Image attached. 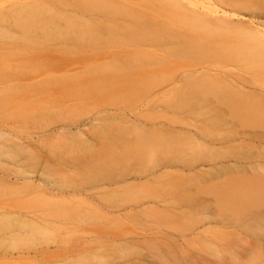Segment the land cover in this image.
<instances>
[{
    "label": "rangeland",
    "instance_id": "rangeland-1",
    "mask_svg": "<svg viewBox=\"0 0 264 264\" xmlns=\"http://www.w3.org/2000/svg\"><path fill=\"white\" fill-rule=\"evenodd\" d=\"M6 1L8 0H1L0 3L5 4ZM9 1L13 3L6 4V7L14 5L15 1L20 3L17 0ZM25 1L31 4L32 0ZM96 1L103 4H97L102 8H97L95 4L90 6L92 9L96 7L95 14H98L97 9L107 11L113 8L115 13L118 12L117 17L121 11L124 22L111 16L120 23L113 28V22L107 18L113 25L108 24V31L103 30L105 27L95 28L90 25L70 29V34L75 29L77 36L88 31L89 35L86 34L88 36L83 42L82 36L68 39L67 36L61 38L59 34L61 39L53 36L54 39L48 31L53 32L57 28L51 31L48 28L47 33L43 32V36L38 37L34 33V36L27 37V30L24 34L26 33L28 41L23 37L24 34V39L21 38L23 32L20 36L14 33L8 36V32L3 33L8 26L1 28L3 36L0 33V50L3 48L7 52L9 49L11 52L9 51L10 55L1 53L7 56L0 58V65L5 63V67H9V64L15 66H10L8 73L2 70L3 73H0V131L3 132H0V264H264V151L250 144L248 136L254 132L264 134V130L255 127L259 123L253 121L254 126L251 118L246 119L252 107L249 109L245 98L241 99L243 96H239L232 86L233 82L236 83V76L253 79L260 86L264 84V0H181L179 6L170 1L166 3V0ZM117 1L128 8H120ZM91 2L94 3L95 0ZM110 2L116 3L119 8H114L115 4ZM3 3L0 9L5 7ZM107 3L108 8H105ZM130 6L139 9L141 23L138 22L141 19L138 17L137 21L136 18L133 20L135 23L131 20L132 14H128ZM87 7L89 10V6ZM143 8L148 9L145 12ZM185 8L190 11L185 13ZM92 9L90 12L94 15ZM101 12L110 16L107 12L111 11ZM103 18L106 19L104 16ZM155 21L158 25H155ZM122 22L128 23L127 27L130 26L126 33ZM142 24L146 28H142ZM177 25L180 26L179 29ZM131 27L139 29L132 30ZM78 28L83 31L79 32ZM97 28L102 31L99 33ZM109 28H117L119 32L122 31L120 28L123 29L120 33H123L122 36L118 35L119 32L116 33V29H112L110 33ZM141 28V32L148 28L149 31L156 32L152 31L154 35L159 34L153 37L147 35L151 32L143 31V38ZM9 30L10 28L7 31ZM103 33L104 36H101ZM106 34L108 37L112 34L111 41ZM91 36L92 39H99L98 42L102 40L95 43L97 41L89 40ZM112 39H118L115 45L118 47L122 44L121 48H112ZM3 40L7 45L9 42V45L16 44L10 49ZM53 40L57 45L61 43V46L63 42L69 41L70 45L73 43V51L67 47L68 43L62 46L64 52L60 49L69 54L75 53L82 44L81 47L84 48L80 50L83 49L84 53L78 50L76 54L82 53L84 58L82 54L81 57H75V54L72 57L68 52V56L62 54L59 45L57 53L50 54L57 50L56 44L54 43L55 47L52 45ZM18 41L23 46L27 44L23 47L25 50L28 48L27 52L32 50L29 57L23 48L20 51L21 44ZM108 41L112 46L107 45L108 48L103 49L100 44ZM90 42L94 43V48L99 53L93 50ZM87 43L91 44L94 52L90 48L86 49ZM29 44L34 50L43 45L56 50L47 46L52 51L45 49L44 52L50 53L37 56L32 47L29 48ZM110 46L116 52L119 51V58L115 51L110 50ZM14 49L18 52L15 53ZM85 49L89 53H85ZM121 49L127 50V55L121 53ZM90 51L97 57H91ZM101 51L105 55H100ZM131 51H136L138 57L134 52L130 54ZM107 53L112 56L116 54L114 60L117 61H112L111 55L107 57ZM17 54H25V61L22 56L18 58ZM55 55L61 58L58 59ZM123 55H135L131 58H136V62L128 58L129 64L125 63L132 67L131 75L130 68L126 72L128 66H121L126 62L125 59L122 60ZM85 57L87 60H84ZM120 57L121 63L118 62ZM143 57L144 60H141ZM99 59H107L114 64L108 66L107 60L100 62ZM138 59L141 61L137 64ZM150 59L155 60L149 61ZM7 63L9 64L6 66ZM91 64H100V70L97 66V69H92ZM113 65L119 66L120 70ZM86 66L91 67L95 73L97 70L99 72L95 74L87 70L89 75H93L87 76L86 73V77L83 74L79 77L81 79H77L78 74L82 75L81 70L88 68ZM202 66L215 72L210 76H190L181 81L178 87H171L170 83L179 80L185 71ZM105 69L108 73H104ZM67 72H71L69 75L73 76L64 79ZM48 80L54 81L46 85ZM259 81L263 83L260 84ZM24 82H28V85L44 82L45 85L41 83L37 88L32 86L31 90H27L28 86L25 91L15 89L20 86L14 88V84L23 83V88L20 89H24ZM7 85H13L11 89L15 90L11 91L8 87L7 90L5 88L7 92H1ZM235 101L240 104L233 109L232 103ZM63 108L67 111L64 109V112ZM254 108L256 114L264 112V101L256 102ZM246 110L248 113H245ZM234 111L238 112L237 115L235 112L237 117L233 116ZM112 113H118L119 116L109 119L108 116L113 115ZM101 118L104 122L100 123ZM130 121H134L132 124L135 125ZM248 121L249 124L251 122L250 125L247 124ZM90 123L93 126L87 128L88 134L83 136L86 138L85 141L83 139L84 142L81 135L68 134V131L75 130V125L90 126ZM63 124L67 126L64 125L63 128ZM161 125L164 129H160ZM251 125L254 126L253 129H250ZM140 126L150 129L149 133ZM51 128L53 132L49 131ZM173 129L191 131L197 135L198 141L183 134L175 135L171 132ZM59 130L60 133L63 132L57 141L56 136L60 137ZM102 132L105 134L102 135ZM47 134L50 139L45 137ZM68 135L73 139H68ZM52 138L54 141H50ZM15 141H20L23 145ZM204 143L208 146L205 147ZM21 147L26 150L23 151ZM211 163H225L230 168L212 174ZM165 165L170 170L158 174ZM189 165L191 168L204 166L198 167L205 169L202 171L204 176L196 177L193 174L186 177L179 169ZM12 172L18 176H13ZM150 173L156 175L149 183L110 186L132 177L143 178ZM23 175H27L29 179L37 177L40 184L36 185L38 188L35 184L30 186L31 182ZM34 186L37 188L36 192ZM61 192L66 195L62 196ZM84 193L86 196L92 194L94 198L88 199ZM3 230H6L5 237V234H1Z\"/></svg>",
    "mask_w": 264,
    "mask_h": 264
},
{
    "label": "bare ground",
    "instance_id": "bare-ground-1",
    "mask_svg": "<svg viewBox=\"0 0 264 264\" xmlns=\"http://www.w3.org/2000/svg\"><path fill=\"white\" fill-rule=\"evenodd\" d=\"M0 1H1V0H0ZM14 1H15V0H14ZM24 1H25V0H23V2H21V0H20V1L17 0V2H20L19 4L16 3V1H15V2H14L15 4H14V5L12 4L13 6H12V5H7L8 7H6V4H8V3L11 4V2L13 3V1H9V0H8V1H6L7 3H5V4H4L3 2L0 3V5H2V3H3V6H5V7H3L2 9H0V23H1V24H0V26H1V27H0V33H1V31H2L1 28H2V26L4 27V25H5V27L2 28V29H5V28L8 26L7 29H6V32H3L4 34L8 32V33H9L8 36H10V33H11L12 35H13V33H14V34H18V35L20 36V33L23 32V33H21V38H22V35L24 34V32H26L27 30L29 31L28 33L26 32V33H27V37H28L29 35H30V37H31V35H33V33H34L35 35H37V37H38V35H42V36H43V32L47 33L46 30L48 31V28H49L50 31H51V29L54 30V28H55V29L57 28V30H54L53 32L51 31L52 33L49 32V31H48V33H49V34H52V37H53V36H57V39H58V38H59V39L63 38L62 36H64V37L67 36V38L70 37L71 39H73V38L75 39V38H78V37L80 38L81 36L83 37V35H84L85 37H83V39H82V37H81V41H82V40L86 39V37H87L89 34H88V31L85 30L86 32H84L83 34L80 33V35L77 36L78 32H76V31L74 32V30L77 28V26H81V25H82L83 27H84V26L86 27V26H89V25H90V26H92V27L95 26V28H96L97 26H98V27L100 26V27H105V29H103V30H107V29H108L107 27H110L109 25H110L112 22H113L112 24H114V26L111 24V25L113 26V28H114L115 26L117 27V26L119 25V23H120L119 21H123V22H124V20L122 19L121 11L118 10V11H120L119 13L121 14V16H120V14H119V17H117V16H116V13H118V12L115 10V11H116V13H115L113 8H110L111 10H110V9H107V11H111L112 13H115L114 15H113V14H110L111 12L108 13V12L106 11V9H105V10L97 9L96 12H98V14L96 13V14H97V15H96V14L94 13V11L96 10V7L98 8V6H99L100 8H102L101 6H102V4H103V2H99V1H98V3H97L96 0H95L94 3L91 2V1H94V0H48V1H47V0H40V1H38V0H32V1H31V4H29L28 1H25V2H24ZM29 1H30V0H29ZM36 1H38V2H36ZM101 1H102V0H101ZM161 1H162V0H161ZM164 1H165V0H164ZM169 1L172 2L174 5H175V4H176V5H178V4L180 5L179 2H180L181 0H166V3H168ZM32 2H33V3H32ZM34 2H35V3H34ZM114 2H115V0H114ZM119 2H120V1H119ZM119 2H118V1L116 2L118 6L120 5ZM22 3H25V4H22ZM100 3H101V4H100ZM110 3H112V2H110ZM116 3H112V4H115V6H114V5H111V7L114 6V8H115V7H116ZM163 3H164V2H163ZM172 3H171V4H172ZM92 4H95V6H96V7L94 6V8H93L94 10L92 9V7H90V6H92ZM97 4H100L101 6H100V5H97ZM173 4H172V5H173ZM15 5H16V7H15ZM17 5H19V6H18L19 8L17 7ZM20 5H21V6H20ZM108 5H109V3L105 4V5H104V6H106L105 8H108ZM179 5H178V6H179ZM9 6H10V7H9ZM87 6H89V8L93 10V11H92V10H91V11L94 13V15L90 12V9L88 10V7H87ZM118 6H117V7H118ZM1 7H2V6H1ZM1 7H0V8H1ZM14 7H15V9L13 10L12 8H14ZM117 7H116V9L119 8V7H118V8H117ZM121 7H122V9H123L124 7H125V9L128 8L127 6H124L123 4L120 5V8H121ZM151 7H152V6H151ZM8 8H9V9H8ZM17 8H18V9H17ZM5 9H6V10H9V11L7 12ZM10 9H11V10H10ZM103 9H104V7H103ZM130 9H133V8H131V6H130L129 11H128V14H129V12L132 14L131 17L129 16V17L131 18V20L133 21V20L136 18L135 21H137V17H138V18H141V19H138V20H139L138 22L141 23L140 20H142V17L139 16V15H140L139 12H138L139 9H138V10H137V9L130 10ZM143 9H145V8H143ZM147 9H148V8L145 9V12H146ZM185 9H186V10H184L185 13L190 11V10L187 9V8H185ZM1 10H2L3 12H2ZM99 10H100V11H99ZM134 10H136V11H134ZM148 10H150V6H149V9H148ZM5 11H6V12H5ZM88 11H89V12H88ZM101 11H105V13L107 12V14H109L110 16H108V15H106V14H105V15H106V16H105V15L103 14L104 12H101ZM133 11H134V12H133ZM9 12H10V14H9ZM99 12H100V13H99ZM136 12H137L138 15L136 14ZM145 12H144V15L146 14ZM4 13H5L7 16H6ZM85 13H86L87 15H85ZM88 13H89V14H88ZM90 13H91V15H90ZM101 13H102L103 15H102ZM126 13H127V12H126ZM133 13H135V15H137V16H136V17H133V16H135V15H133ZM141 13H142V12H141ZM1 14H2V15H1ZM131 14H130V15H131ZM22 15H23V16H22ZM147 15H148V11H147ZM147 15H146V16H147ZM4 16H5V18H4ZM103 16H104L106 19H104ZM107 16H108V17H107ZM111 16H114V18L117 17V18L122 19V20H119L118 22H116V21L114 20V18H111ZM132 17H133V18H132ZM2 18H3V19H2ZM102 18H103L104 20H102ZM107 18H109V20L111 19V23H110V21H109ZM112 19H113V20H112ZM115 19H116V18H115ZM117 20H118V19H117ZM131 20H130V23H131ZM5 21H6V22H5ZM104 21H106V22L108 21L109 23H106V22H105V24H102V23H104ZM114 21H115V23H114ZM123 22H122L121 24L124 25V27H125L124 32L126 33V32H128L127 28H130V26L127 27V24H128V23H126L127 21L125 22L126 25H125V23H123ZM133 22H134V21H133ZM133 22H132V24H133ZM138 22H136L137 25H139ZM155 22H156L155 25H158V24H157V21H155ZM3 23H5V24H3ZM90 23H91V24H90ZM116 23H117V24H116ZM130 23H129V24H130ZM134 23H135V22H134ZM158 23H159V21H158ZM15 24H16V25H15ZM19 24L22 25V26H20ZM101 24H102L103 26H102ZM106 24H107V25L109 24V25H108V26H105ZM23 25L26 26V27H24ZM29 25H30V27H29ZM33 25L36 26L35 28H36L37 30H35V28L33 27ZM134 25H135V24H134ZM11 26L14 27V28H16V30L19 29L18 32L15 33L16 30H15L14 28H12ZM15 26H16V27H15ZM82 26H81V27H82ZM121 26H122V25H120V27H121ZM142 26H143L142 28H146V26H144L143 24H142ZM17 27H18V28H17ZM31 27H32V28H31ZM38 27H41V29H39ZM45 27H46L47 29H44ZM50 27H53V28H50ZM61 27H65V28H61ZM66 27H67V28L70 27V28L66 29ZM124 27H123V28H124ZM137 27H138V26H137ZM139 27H140V25H139ZM176 27H177V29H179L180 26L177 25ZM176 27H174L175 30H176ZM9 28H10V30H11L12 32H9L10 30L7 31ZM29 28H31V30L34 28V29H33L34 32H32ZM60 28H61L62 30L65 29V31H62ZM73 28H75V29L73 30V32L71 31V34H72V35H71L69 31H70V29H73ZM90 28H91V27H90ZM90 28H89V29H90ZM113 28H111V29L109 28V29H110V30H109L110 33H111V30H112ZM131 28H132V30L134 29L133 27H131ZM142 28L140 29V32H141ZM12 29H13V30H12ZM20 29H21V31H20ZM38 29H39V30H38ZM42 29H44V30L42 31ZM82 29H83V28H82ZM97 29L99 30V33L102 31V30L100 31L101 28H100V29L97 28ZM115 29H116V30H115ZM115 29H113V30H115L116 33L119 32V31H117V28H115ZM138 29H139V28H138ZM138 29H134V30H138ZM149 29H150V28H149ZM14 30H15V31H14ZM23 30H24V31H23ZM58 30H59V32H58ZM66 30H67L68 32H67ZM77 30H79V28H78ZM119 30H120V31L122 30L121 32H123V29L120 28ZM180 30H181V29H180ZM13 31H14V32H13ZM19 31H20V32H19ZM40 31H41V34H38ZM56 31H57V32H56ZM82 31H83V30H82ZM82 31L79 30V32H82ZM107 31H108V30H107ZM143 31H145V30H143ZM143 31H142V32H143ZM148 31H149V30H148V28H147V31H145V33L148 32ZM152 31H153V30H150L149 32H151V34H150V33H147V35H151V36H153V37H154V36L156 37V35L159 34V33H157V34L154 35V34L152 33ZM176 31H177V30H176ZM176 31H175V32H176ZM62 32H63V33H62ZM65 32L67 33V35H66ZM90 32H91V30H90ZM93 32H94V31H93ZM96 32H97V31H96ZM104 32H105V31H104ZM121 32H119V34H118V33H117V34L122 36L123 33L120 34ZM142 32H141V33H142ZM153 32H154V31H153ZM177 32H179V30H178ZM26 33L23 35V37H25V40L28 39V38L26 39ZM36 33H37V34H36ZM68 33H69V34H68ZM76 33H77V34H76ZM91 33H92V32H91ZM91 33H90V34H91ZM105 33H108V32H105ZM110 33H108V35H110ZM125 33H124V34H125ZM154 33H156V32H154ZM49 34H48V36L51 37V35H49ZM53 34H55V35H53ZM57 34H58V35H57ZM59 34L61 35V38L59 37V36H60ZM62 34H63V35H62ZM81 34H82V35H81ZM86 34H88V35H86ZM142 34H143V33H142ZM142 34H140V35H142ZM152 34H153V35H152ZM6 35H7V34H6ZM44 35H45V34H44ZM69 35H70V36H69ZM74 35H76V36H74ZM94 35H95V34H94ZM94 35H93V36H94ZM114 35H115V34H114ZM144 35H145V34L142 35L143 38L145 37ZM1 36H3L2 33H1ZM16 36H17V35H16ZM33 36H34V35H33ZM42 36H41V37H42ZM46 36H47V34H46ZM101 36H104V33H103V35H101ZM111 36H112V34H111ZM111 36L108 37L107 34H106V37H107L108 39H110ZM115 36H116V35H115ZM125 36H126V35H125ZM136 36H137V35H135V37H136ZM138 36H139V34H138ZM151 36H146V37H151ZM11 37H12V36H11ZM95 37H96V36H94V38H95ZM106 37H105V38H106ZM112 37H113V36H112ZM117 37H119V36H117ZM117 37H114V38H117ZM4 38H6V37L4 36ZM4 38H3V39H4ZM8 38H9V37H8ZM14 38H15V35H14ZM14 38H13V39H14ZM53 38H54V37H53ZM65 38H66V37H65ZM70 38H68V39H70ZM97 38H99L98 35H97ZM101 38H103V37H101ZM107 38L105 39L106 41H107ZM151 38H152V37H151ZM10 39H11V38H10ZM22 39H24V38H22ZM35 39H36V37H35ZM35 39H33V40H35ZM42 39H43V37H42ZM48 39H49V38H48ZM51 39H52V38H51ZM54 39H55V38H54ZM68 39H67V40H68ZM90 39L94 42V40H95L96 38H95V39H92V36H91V37L89 38V40H90ZM99 39H100V38H99ZM99 39L95 40V41H97V42H95V43H99V42H101L102 39L98 42ZM155 39H156V38H155ZM6 40H7V39H6ZM11 40H12V39H11ZM20 40H21V39H20ZM33 40H31V41H33ZM36 40H38V38H37ZM44 40H45V39H44ZM63 40H64V39H63ZM67 40H66V41H67ZM89 40H87V42H89ZM112 40H113V47H112V48H116L117 46L115 45V43H116V44L118 43V42H116L118 39H117V40H116V39H112ZM1 41H2V40H1ZM3 41H4V40H3ZM16 41H17V39H16ZM27 41H28V40H27ZM39 41H40V40H39ZM39 41H38L37 43H39ZM42 41H43V40H42ZM46 41H47V38H46ZM46 41H45V43H46ZM56 41H57V40H56ZM59 41H60V40H59ZM71 41H73V40H71ZM71 41H70V42H71ZM77 41H78V40H77ZM110 41H111V39H110ZM110 41L105 42V43L100 44V45H102V48H103V47H107V45H108V46L111 45V44L109 43ZM118 41H119V40H118ZM14 42H15V41H14ZM22 42H23V40H22ZM22 42L20 43V42L18 41V43L21 44V47H19V48H21L20 51L23 50V49L25 50V48H23V47H25V46L27 45V44H24L25 46H23ZM40 42H41V41H40ZM47 42H49V40H48ZM68 42H69V41H68ZM68 42H66V43L63 42V43H62V46L64 47V45H66ZM82 42H83V41H82ZM82 42H81V43H82ZM85 42H86V41H85ZM102 42H104V41H102ZM124 42H125V41H124ZM124 42H123V43H124ZM1 43H2V42H1ZM4 43L6 44L5 41H4ZM7 43H8V42H7ZM9 43H10V42H9ZM9 43H8V45L6 44V46H7V48L10 47V49H12V48H13V45L16 44V43H12V44L9 45ZM27 43H29V42H27ZM54 43H55V41L53 40L52 45L55 47V44H56V43H55V44H54ZM57 43H59V42H57ZM71 43H72V42H71ZM74 43H75V42H74ZM78 43H79V41H78ZM78 43H76V44H78ZM90 43H92V42H90ZM106 43H107V44H106ZM19 44H18V45H19ZM35 44H36V41H35ZM46 44H47V43H46ZM49 44H50V43H49ZM63 44H64V45H63ZM79 44H80V43H79ZM87 44H88V43H87ZM93 44H94V43H92V45H91V44H90V45L93 47V50H94L96 47H95ZM11 45H12V46H11ZM31 45L33 46L32 43H31ZM50 45H51V44H50ZM58 45H59V47H61V48H59ZM58 45L56 44V47H57L56 49H57V50L54 49V50H56V51H54V50L52 49L53 47L51 48V46H48V45L45 46V45H43V47L45 46V47L43 48V47H39V46H41V44H39L38 47H39L40 49L43 48V51L41 50V53H40V52L38 53V51H39L40 49L36 50V48H35V50H34V49H33L34 47H32V46H31V47H32V49L36 52V53L34 52L36 55H37V54H38V55H40V54L42 55V53H45V52H46V51L44 52V50L47 49L48 47H50V48L54 51V52H51L52 50H51L50 48L47 49V50H49V51L51 50V51H50L51 53H50L49 51H47V52H49L50 54L55 53V52L57 53L58 48H59V50L62 49L63 52H64L65 49L62 48L61 43L58 44ZM67 45H68L67 47H69V50H70V49H71V46H73V43H72V45H70L69 43H68ZM69 45H70V46H69ZM84 45H85V44H84ZM84 45H83V46H84ZM90 45L88 44L89 47L87 46L86 49H89V48H90V50H92V48L90 47ZM95 45H96V44H95ZM97 45H98V44H97ZM97 45H96V46H97ZM100 45L98 46L99 49L101 48ZM103 45H104V46H103ZM114 45H115V46H114ZM119 45H120V43H119ZM6 46H3V47L6 48ZM8 46H9V47H8ZM16 46H17V45H16ZM16 46H15V47H16ZM19 46H20V45H19ZM35 46H37V45H35ZM47 46H48V47H47ZM81 46H82V44L80 45V48H79V49H78V47L76 46V47H77L76 49H78L79 51H81L82 53H84V51H82L83 49L80 50L81 48H84V47H81ZM111 46H112V45H111ZM111 46H110V50L115 51V50H117V48H121L122 44H121L120 46H118L115 50H114V49H111ZM27 47H28V46H27ZM31 47H30V44H29V48H30V49H31ZM46 47H47V48H46ZM67 47H65V48H66V51L68 50ZM73 47H75V46H73ZM73 47H72V49H73ZM94 47H95V48H94ZM5 48H4V49H5ZM22 48H23V49H22ZM107 48H108V47H107ZM2 49H3V48H1V50H0V51H1V52H0V55H1L0 58H1L2 56L5 57V56H7V55H10L11 50L8 49V51L6 52V49H5L4 51H3ZM16 49H18V46L16 47ZM72 49H71V50H72ZM86 49H85V53H86V51H88V53H89V50H86ZM103 49H104V48H103ZM27 50H28V48H26L25 51L27 52ZM73 50H74V49H73ZM73 50H72V51H73ZM78 50H75V51H74L75 53H73V54H72L71 52H70V54H69L68 51H67V52H68V54H69L70 56H72V57H73L74 54H75V57H79L82 53H81L80 55L76 54V51H78ZM93 50H92V51H93ZM95 50H97L98 53L100 52L98 49H95ZM100 50H101V49H100ZM107 50H108V49H106V52H108ZM9 51H10V52H9ZM14 51H15V49H14ZM16 51L18 52V50H16ZM16 51H15V53H17ZM31 51H32V50H31ZM31 51H29V52H31ZM120 51H121V53H123V54L125 53L124 55H127V53H128V51H127V50L124 51V49H121ZM122 51H124V52H122ZM4 52H6L7 55H6V54H4V55L1 54V53H4ZM21 52H22V51H21ZM29 52H27L28 54L25 53L26 55H28L27 57H29V55L31 54V53H29ZM47 52H46V53H47ZM60 52H61V50H60ZM63 52H61V53L64 54V55H67V56H68L67 52H65V53H63ZM93 52H94V51H93ZM95 52H96V51H95ZM97 52H96V53H97ZM101 52H102V53H100V55H102V54L105 55V53H103V51H101ZM109 52H111V51H109ZM115 52H116V51H115ZM118 52H119V51L116 52L117 55H118L117 58H119V56H120V55L118 54ZM133 52H134V54L136 53V51H133ZM133 52L131 51V52H129V53H130V54H131V53L133 54ZM15 53H11V54H14L13 56H16ZM32 53H33V52H32ZM49 53H48V54H49ZM78 53H79V52H78ZM90 53H91V51H90ZM98 53H97V54H98ZM112 53H113V52H112ZM121 53H120V54H121ZM25 54H19V55L17 54V57L20 58V56H22L21 58H24L23 56H25ZM35 54H32V55H35ZM50 54H49V55H50ZM58 54L60 55L59 52H58ZM62 54H61V55H62ZM71 54H72V55H71ZM94 54H95V53H94ZM94 54L91 53L90 56L92 57ZM145 54H146V53L143 54L144 57H145ZM36 55H35V56H36ZM38 55H37V56H38ZM44 55H45V54H44ZM49 55L47 56L48 59H50V58H49V57H50ZM64 55H62V56H64ZM76 55H77V56H76ZM84 55H85V54H84ZM88 55H89V54H88ZM88 55H87V57H89V59H90V56H88ZM106 55H108L107 57H109V56L111 55V53H110V55H109L108 53H107ZM124 55H123V56H124ZM135 55L137 56V54H135ZM135 55H134V56H129V57L124 56V57L122 58V60L124 61V59H125L126 62H124L123 65L118 64V62L121 63V57H120V61H119V59H118L117 64H118V65H121V66H124V67H125V66H128V65L125 64V63H128V64H129V59H128V58H130V59L133 61V60H135L136 58L132 59L131 57H135ZM139 55H141V53H140ZM55 56H56V55H55ZM81 56H83V54H82ZM81 56H80V57H81ZM94 56L97 57V55H94ZM98 56H99V54H98ZM113 56H115V57H113ZM113 56L111 55V60L113 59L112 61H117V60H114V59H116V54L113 55ZM121 56H122V54H121ZM25 57H26V56H25ZM31 57H32V56H31ZM39 57H40V56H39ZM51 57H53V55H52ZM56 57H57V58L59 57L58 59L61 58L60 56H56ZM87 57H85L86 59H84V60H87ZM101 57H102V56H101ZM112 57H113V58H112ZM125 57H126V58H125ZM137 57H138V56H137ZM144 57L141 58V60H142V59L144 60ZM32 58H33V57H32ZM32 58H31V59H32ZM37 58H38V57H37ZM69 58H70V57H69ZM83 58H84V56H83ZM93 58H94V57H93ZM98 58H99V57H98ZM2 59H3V57H2ZM27 59H28V58H27ZM31 59H30V60H31ZM52 59H53V58H52ZM54 59H56V58L54 57ZM63 59H65V58H63ZM63 59H62V60H63ZM126 59H127V60H126ZM28 60H29V59H28ZM40 60H42V59H40ZM50 60H51V59H50ZM56 60H57V59H56ZM91 60H93V59H91ZM99 60H100V59H99ZM104 60H107V59H103V61H104ZM111 60H110V61H111ZM141 60H140V61H141ZM151 60H155V59H150L149 61H151ZM24 61H25V58H24ZM32 61H33V60H32ZM34 61H35V60H34ZM37 61H38V60H37ZM97 61H98V59L96 60V62H97ZM103 61H102V59L100 60V62H103ZM127 61H128V62H127ZM132 61H131V62H132ZM136 61H137V60H135V62H136ZM140 61H139V59H138L137 64H138ZM147 61H148V60H147ZM107 62H108V66H110V65L112 66V63L114 64V62H109V60H107L106 63H107ZM135 62H133V64H134ZM21 63H23V60H22ZM104 63H105V62H104ZM106 63H105V64H106ZM110 63H111V64H110ZM4 64H5V63H4ZM4 64H1V65H0V67H1V68H0V73H3L4 71L6 72V71L8 70V68H9L10 66L13 65V64L10 65L9 63H7L6 66L9 64V67H8V66L5 67V66H3ZM91 65H93V64H91ZM98 65H99V66H98ZM98 65H95V66L93 65L92 69H93V68H96V66H97L98 70H100V66H101V65H100V64H98ZM103 65H104V64H103ZM115 65H116V64H115ZM130 65H132V63H131ZM134 65H136V63H135ZM14 66H15V65H14ZM14 66H12V67L14 68ZM89 66H90V65H89ZM113 66H114V65H113ZM4 67L7 68V69H4ZM12 67H11V68H12ZM86 67H88V66H86ZM116 67H118V70H120L119 66H116ZM116 67L114 66V68H116ZM134 67H135V66H134ZM2 68H3V69H2ZM11 68H10V70H11ZM13 68H12V69H13ZM15 68H16V67H15ZM97 68H96V69H97ZM104 68H105V65H104ZM106 68H107V66H106ZM108 68H109V67H108ZM129 68H130V71H129ZM131 68H132V67L128 66V70H126V72L129 71V74H130V75H131V71H132ZM92 69H91V67H88V68H86V69L84 68V69H82V70H81V69H79V70L77 69L78 71L81 70V71L85 72V73L81 72L82 75H81V74H78V75H77V76H78L77 79H78L80 76H83V74H85L84 76L86 77V73L88 72L87 70H89V72H94V70L92 71ZM102 69H103V68H102ZM102 69H101V70H102ZM111 69H113V68H111ZM111 69H110V70H111ZM122 69H123V68H122ZM124 69H125V68H124ZM133 69H134V71H136L135 68H133ZM137 69H138V68H137ZM1 70H2L3 72H2ZM10 70H9V71H10ZM77 70L75 71L76 74H77ZM84 70H85V71H84ZM98 70H97V71H98ZM115 70H116V69H115ZM97 71H96V73L99 72V71H98V72H97ZM103 71H106V69L103 70ZM121 71H122V70H121ZM121 71H117V72H121ZM137 71L139 72V70H137ZM137 71H136V72H137ZM241 71L244 72V71H246V70H241ZM61 72H62V71H61ZM63 72H64V71H63ZM111 72L115 73L114 71H111ZM136 72H132V74H133V73H136ZM213 72H215V71H213L212 69H210V68L207 67V66H202L201 68H195V69L192 68V69H189V70L185 71L182 75H181V73H179L178 75H181V76H180V79H179V80H174L172 83H170V85H171L172 88H176V87H178V86L180 85V82L183 81L185 78H188V77H190V76H192V77H202V76H206V75L210 76L211 74L213 75ZM249 72H250V71H249ZM6 73H8V71H7ZM65 73H66V72H65ZM67 73H68V72H67ZM70 73H71V72H70ZM70 73H68V75H69ZM72 73L74 74L73 71H72ZM78 73H80V72H78ZM94 73H95V72H94ZM96 73H95V74H96ZM104 73H108V71H106V72H104ZM123 73H124V72H123ZM63 74H64V73H63ZM63 74H62V75H63ZM73 74H71V75L73 76ZM91 74H92V73H91ZM91 74H90V75H91ZM95 74H94V75H95ZM102 74H103V73H102ZM119 74H120V73H119ZM124 74H125V73H124ZM124 74H123V75H124ZM127 74H128V73H127ZM218 74H219V73H218ZM65 75H66V74H64V77H63L64 79H68V78H70V76H71V75H69V76H68V75L65 76ZM90 75L87 73V76H90ZM92 75H93V74H92ZM92 75H91V76H92ZM99 75H100V73L97 74L96 77H98ZM103 75H104V74H103ZM121 75H122V74H121ZM125 75H126V74H125ZM220 75H221V74H220ZM66 77H68V78H66ZM75 77H76V75H74V78H75ZM93 77H95V76H93ZM74 78H73V79H74ZM81 78H82V77H81ZM81 78H79V79H81ZM235 80H236V83H234V82L232 83V86H233V88H234L233 90H234V91H238L237 94H238L239 96H243V98H241V99H244V98H245V101H246L248 107H250V106L252 107V109H251V107L249 108V109H251V110H249L250 113H248V110H246L245 113H248V115H249V116L246 117V119H247V118H248V119L251 118L250 121H252V122L255 121V122L259 123V124H257V125L255 126V122H253L255 127H259V128H262V129L264 130V112H259V113L257 112V114L254 112V110H255L254 107H255L256 102H259V101L262 102V101H264V84H262L263 86L261 85V86H262V87H261L260 85L257 84L256 81H253V79L251 80V79H249L248 77H244V76H243V77H242V76H236V77H235ZM53 81H54V80H53ZM53 81H52V80H50V81L48 80L47 83H46V85H47V84H50V83H48V82H51V84H52ZM4 82H5V81H4ZM45 82H46V81H45ZM261 82H262V81H261ZM261 82L259 81L260 84H261ZM2 83H3V82H2ZM7 83H8V82H7ZM24 83H25V82H24ZM27 83H28V82H27ZM27 83H25V87H24V89H20V87L23 88V87H22V86L24 85L23 83H20V84L18 83L19 85H16L17 83L14 84V88L20 86L19 88H15V89H16V90L19 89V90H23V91H25L26 88L29 86L27 90H31V89H32V88H31L32 86H34L35 88H37V86L39 87V85H40L41 83L43 84L44 82H41V83H34V82H33L32 85H31V84L28 85ZM54 83H55V82H54ZM262 83H263V82H262ZM0 84H1V82H0ZM22 84H23V85H22ZM34 84H35V85H34ZM42 84H41V85H42ZM3 85H4V83H3ZM5 85H6V82H5ZM9 85H10V84H9ZM21 85H22V86H21ZM26 85H27V86H26ZM43 85H45V83H44ZM110 85L113 86V84H110ZM2 87H3V86H2ZM8 87L11 89V88H13V85H11V86H8V85H7L6 87H4V89H1V92H3L2 90L5 91V88H6V90H7ZM34 87H33V89H34ZM10 89H9V91H10ZM15 89H13V90H15ZM13 90L11 89V91H13ZM17 91H18V90H17ZM5 92H7V91H5ZM237 98H238V97H237ZM237 100H238V99H237ZM232 102H233V101H232ZM238 104H240L239 101H235V103H232V106L234 107L233 109H236V107L238 106ZM231 108H232V107H231ZM64 109H65V108H63L62 110L64 111ZM256 109H257V108H256ZM65 111H67V110L65 109ZM65 111H64V112H65ZM232 111H233V110H232ZM235 112H236V111H234V113H232L234 117H235V116L237 115V113H238V112H236V115H235ZM112 114H113L114 116H113V115L108 116L109 119H110V118H114V117L117 118L115 115L119 116L118 113H116V114L112 113ZM119 114L121 115V113H119ZM122 114H123V113H122ZM124 114H125V113H124ZM258 114H260V115H258ZM244 115H247V114H244ZM250 115H251V116H250ZM123 116H124V115H123ZM127 116H128V115H127ZM238 116H240V115L238 114ZM133 117H134V116H132V118H133ZM230 117H231V116H230ZM236 117H237V116H236ZM240 117H241V116H240ZM103 118H104V117H103ZM103 118H101L102 120L99 119V120H100V123H101V121H103ZM108 118H107V119H108ZM120 118L122 119L121 116H120ZM125 118H127V117H125ZM128 118H129V120L131 119L130 117H128ZM128 118H127V119H128ZM253 119H255V120H253ZM104 120H106V119H104ZM117 120H118V119H117ZM129 120H128V121H129ZM131 120H134V119H131ZM135 120H136V117H135ZM94 121H95V120H94ZM121 121H122V120H121ZM90 122H91V121H90ZM96 122H98V121H96ZM96 122H95V124H96ZM103 122H104V121H103ZM130 122H131V124H132V122H134V121H130ZM130 122H128V123H130ZM98 123H99V122H98ZM106 123H107V122H106ZM135 123H136V122H135ZM93 124H94V123H93ZM107 124H108V123H107ZM247 124H249V121L247 122ZM250 124H251V122H250ZM250 124H249V125H250ZM64 125H66V124H63V125H61V126H63V128H64ZM108 125H109V124H108ZM132 125L134 126L135 124H132ZM249 125H248V126H249ZM252 125H253V124H252ZM252 125H251V126H252ZM66 126H67V125H66ZM70 126H71V125H70ZM70 126H69V127H70ZM77 126H78V125H77ZM77 126L75 125V130L68 131V132H70V133H68V132H67V133H68L69 135H70V134H73V133H74L73 135H75V134H79V136L81 135V137H82V141H83V139H84L83 136L86 137L87 134H88V130H87V128L90 129V127H92L93 125L90 123V126H89V125L87 126V124L80 125V127H79V126L77 127ZM136 126L138 127V125H136ZM141 126H142V125H141ZM141 126H140V127H141ZM254 126H252V128H250V129H253ZM58 127H59V126H58ZM69 127H68V128H69ZM158 127H159V126H158ZM158 127L156 126V128H158ZM53 128H54V127H53ZM53 128L49 129V131L52 130ZM55 128H57V127H55ZM63 128H61L60 130H63ZM70 128H71V127H70ZM135 128H136V127H135ZM141 128L144 129L145 127H141ZM146 128H147V127H146ZM146 128H145V129H146ZM145 129H144V130H145ZM160 129H164V128L162 127V125H161V128H160ZM254 129H256V128H254ZM8 130H9V129H8ZM55 130H56V129H55ZM60 130L58 131V133H60ZM66 130H67V129H65V131H66ZM146 130L148 131V130H150V129H146ZM165 130H166V129H165ZM56 131H57V130H56ZM0 132L3 133L2 130H1ZM47 132H48V131H47ZM47 132H46V133H47ZM50 132H51V131H50ZM52 132H53V130H52ZM62 132H63V131H61V133L59 134V135H60L59 138H58V136H56V138H57L56 140H57V141H58V139L61 138V134H62ZM171 132H172L173 134L176 133L177 135H181V134H183L184 136H188V137L193 138L194 140H197V141H198L197 135H196L195 133L191 132V131L183 130V129H173V130H171ZM55 133L58 134L57 132H55ZM89 133H90V132H89ZM148 133H149V131L147 132V134H148ZM56 134H55V135H56ZM98 134H99V132H98ZM104 134H105V133L102 132V135H104ZM176 134H175V135H176ZM5 135H6V134H5ZM7 135H8V134H7ZM53 135H54V133H53ZM55 135H54V136H55ZM66 135H67V134H66ZM69 135H68V139H69L70 137L72 138V136L69 137ZM8 136H9V135H8ZM41 136H42V135H41ZM47 136H48V134H47L45 137H47ZM75 136H77V135H75ZM79 136H78V137H79ZM248 136H249V138H250V139H249V143H250V144L252 143V144H254L255 148H257V149H261L260 151H264V134H261V135H260V133H256V132H254V133H252V134L250 133V135H248ZM48 137H49V136H48ZM62 137H63V136H62ZM78 137H76V138H78ZM88 137H89V136H88ZM11 138H13V137H11ZM14 138L16 139L15 136H14ZM53 138L55 139V137H53ZM53 138H52L50 141H52V140L54 141ZM63 138H64V137H63ZM76 138H74V139H76ZM79 138H80V137H79ZM254 138L257 140L256 142H255V139H254ZM15 139H14V140H15ZM40 139H41V138H40ZM40 139H38V140H40ZM46 139H47V138H46ZM48 139H50V137H49ZM72 139H73V138H72ZM85 139H86V138H85ZM85 139H84V141H85ZM12 140H13V139H12ZM12 140H11V141H12ZM38 140H37V141H38ZM41 140H42V139H41ZM41 140H40V141H41ZM87 140H88V138H87ZM45 141H46V140H45ZM80 141H81V138H80ZM84 141H83V142H84ZM243 141H245V140H243ZM17 142H18V141H17ZM17 142L15 141V143H17ZM38 142H39V141H38ZM41 142H42V141H41ZM86 142H89V141H86ZM12 143L14 144V142H12ZM18 143H20V141H19ZM199 143H201V141H199ZM20 144H21V143H20ZM255 144H256V145H255ZM14 145H15V144H14ZM21 145H23V144H21ZM204 145H205V147L208 146V145H206L205 143H204ZM204 145H203V146H204ZM17 146H18V145H15V148H16ZM27 146H28V145H27ZM18 147H19V146H18ZM18 147H17V148H18ZM205 147H204V148H205ZM252 147H253V146H252ZM21 148L23 149V151L26 150V149L24 150V147H21ZM26 148H27V147H26ZM213 148H214V147H213ZM18 149H19V148H18ZM207 149H208V148H207ZM210 149H211V147H210ZM8 151H9V149L7 150V152H8ZM19 151H20V150H19ZM28 152H29V151H28ZM134 155H135V154H134ZM218 163H219V162H218ZM218 163H217V164H218ZM163 164H164V163H163ZM211 164H212V163H211ZM224 164H225V163H224ZM224 164H222V163L219 164V165L212 164L213 166L209 165V166H211V167H210V170L213 171L212 174H213V173H218L219 171H223V170H226V169H229V168H230V165H224ZM226 164H227V162H226ZM230 164H231V163H230ZM231 165H232V164H231ZM235 165H236V164H235ZM14 166H15V165H14ZM14 166H12V167H14ZM165 166H166V165H165ZM246 166H247V165H246ZM192 167H193V166H192ZM198 167H204V166H198ZM198 167H193V168H191L190 165H189V167H186V168H183V167H182V168L179 169V170H180L182 173H184V174L186 175V177H187V176H188V177H191L193 174H194V176H196V177L204 176L203 173H202V171H205V169H204V168H198ZM248 167H249V166H248ZM10 168H11V166H10ZM160 168H161V167H160ZM168 169L170 170V167H168V165H167L166 167H162V168L160 169V171H158V174L161 175V173H164V172L166 173V172H167L166 170H168ZM202 169H203V170H202ZM207 169H208V168H207ZM253 169H254V168H253ZM7 170H8V169H7ZM179 170H178V171H179ZM208 170H209V169H208ZM249 170H251V169H249ZM0 172H1V171H0ZM7 172L10 173L9 170H8ZM4 173H5V171H4ZM12 173H13V172H12ZM10 174H11V173H10ZM7 175H8V174H7ZM12 175L14 176V175H17V174H14V173H13ZM155 175H156V173H154V174L150 173V174L146 175V176L143 177V178L132 177V178L127 179V180H123V181L115 182V183H113V185H110V186H115V187L119 186V187H120V185H121V186L123 187V186H125V185H123V184L129 185V186H132V185H135V186H136V184H139V183H149V182H151V181L155 178V177H154ZM185 175H183V176H185ZM8 176H9V175H8ZM17 176H18V175H17ZM24 176H25V175H23L22 177H24ZM207 176H209V175H207ZM1 177H2V175H1ZM1 177H0V178H1ZM25 177L27 178L26 180H28V181L31 182L32 185L30 184V186H32V187H33V184H35V186H36V185L39 183V180L37 179V177H36V178H30V179L27 177V175H26ZM25 177H24V178H25ZM31 177H33V176H31ZM10 179H11V178H10ZM16 179L18 180V178H16ZM41 179H42V178H41ZM41 179H40V180H41ZM2 180H3V179H2ZM5 180H6V179H5ZM14 180H15V177H14ZM6 181H11V180H6ZM6 181H5V182H6ZM11 182H13V181H11ZM23 182H24V181H23ZM30 182H28V184H29ZM127 182H128V183H127ZM7 183H8V182H7ZM15 183H17V182H15ZM20 183H21V182H20ZM41 183H42V182H41ZM11 184H12V183H11ZM25 184H26V183H25ZM42 184H43V183H42ZM16 185H18V183H17ZM38 185H40V184H38ZM22 186H23V185H22ZM35 186H34V187H35ZM24 187H25V186H24ZM36 187H37V186H36ZM36 187H35V188H36ZM115 187H114V188H115ZM26 188H27V187H26ZM29 188H30V187H29ZM37 188H38V187H37ZM37 188H36V190L33 189V190H35L34 192L37 191ZM111 188H112V187H111ZM27 189H28V188H27ZM115 189H116V188H115ZM119 189H120V188H119ZM30 190H31V189H30ZM33 190H31V191H33ZM49 193H52V192H49ZM59 193H60V191H59ZM52 194H54V193H52ZM68 194H69V192H68ZM73 194H75V193H73ZM73 194H72V196L74 197L75 195H73ZM78 194H79V193H78ZM85 194H86V193H84V195H85ZM48 195H49V194H48ZM61 195H62V192H61ZM64 195H66V194H64ZM64 195H62V196H64ZM87 195H88V196H86V195H85V196L88 197V199H92V198H94V196H93L92 194H91V195H90V194H87ZM89 195H90V196H89ZM68 196H69V195H68ZM68 196H67V198H69V197L72 198L71 195H70L69 197H68ZM78 196H80L81 198L83 197V195H78ZM78 196H76V197H78ZM85 196H84V197H85ZM76 197H75V198H76ZM80 197H78V198H80ZM84 197H83V198H84ZM86 199H87V198H86ZM84 200H85V199H84ZM135 212H136V211H135ZM138 212H139V211H138ZM138 212H137V213H138ZM140 212H141V211H140ZM117 216H118V215H117ZM203 222H204V221H203ZM216 224H217V223H216ZM4 226H5V225H4ZM4 228H5V227H4ZM2 232H3V233H1V234H5L4 232H6V230H5V231L3 230ZM1 236H2V235H1ZM5 236H6V234H5L3 237H5ZM35 255H36V254H35ZM4 256H5V255H4ZM33 256H34V255H33ZM36 256H38V255H36ZM5 257H6V256H5Z\"/></svg>",
    "mask_w": 264,
    "mask_h": 264
}]
</instances>
